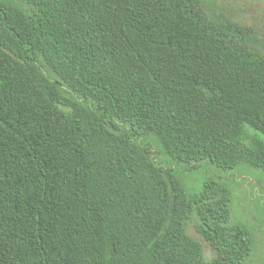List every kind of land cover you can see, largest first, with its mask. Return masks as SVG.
I'll return each mask as SVG.
<instances>
[{"label": "trees", "instance_id": "obj_1", "mask_svg": "<svg viewBox=\"0 0 264 264\" xmlns=\"http://www.w3.org/2000/svg\"><path fill=\"white\" fill-rule=\"evenodd\" d=\"M216 8L0 0V264L246 263L231 203L264 176V38Z\"/></svg>", "mask_w": 264, "mask_h": 264}, {"label": "rangeland", "instance_id": "obj_2", "mask_svg": "<svg viewBox=\"0 0 264 264\" xmlns=\"http://www.w3.org/2000/svg\"><path fill=\"white\" fill-rule=\"evenodd\" d=\"M217 11H222L232 21L254 28L264 38V0H213ZM248 134L254 130L245 127ZM260 137V133H257ZM243 177L233 186V200L231 203V223H244L253 233L252 252L245 264H264V176L258 171L242 169ZM213 174L225 175L217 170ZM187 193L199 191L204 179V173L194 172L184 176L180 175ZM191 222L187 226V233L201 244L202 257L209 262L213 258L210 246L196 233Z\"/></svg>", "mask_w": 264, "mask_h": 264}]
</instances>
